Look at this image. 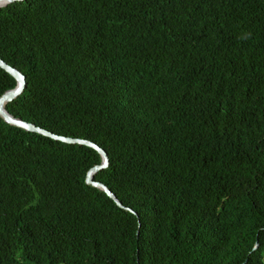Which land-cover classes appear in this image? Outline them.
Listing matches in <instances>:
<instances>
[{
  "label": "trees",
  "instance_id": "obj_1",
  "mask_svg": "<svg viewBox=\"0 0 264 264\" xmlns=\"http://www.w3.org/2000/svg\"><path fill=\"white\" fill-rule=\"evenodd\" d=\"M0 58L8 112L102 147L124 206L97 150L0 116V264H264V0L16 1Z\"/></svg>",
  "mask_w": 264,
  "mask_h": 264
},
{
  "label": "water",
  "instance_id": "obj_2",
  "mask_svg": "<svg viewBox=\"0 0 264 264\" xmlns=\"http://www.w3.org/2000/svg\"><path fill=\"white\" fill-rule=\"evenodd\" d=\"M16 1H22V0H0V7H4L10 3H14ZM0 67L5 69L8 73H10L17 81V85L12 88L7 90L1 97H0V116L9 124L15 125L17 127L23 128L27 131H32V132H37L39 134L51 137L54 140H59L65 143H71V144H82V145H87L89 147L94 148L97 150L101 157H102V162L98 165H95L92 167L86 176V182L94 187H97L101 190H103L109 197H111L118 206L124 208L123 204L121 201L117 198V196L103 183L95 181L94 176L96 173H98L100 170L108 167L109 165V156L107 152L97 145L94 142H91L86 139H79V138H72V137H66V136H61L52 133L51 131H48L44 128H41L33 123H29L27 121H24L21 118H16L12 114L8 112L6 109V104L12 102L15 100L18 96H20L25 87H26V77L25 75L18 70L17 68H14L10 66L8 63H6L3 59L0 58ZM259 246V243H256V246L254 249H257Z\"/></svg>",
  "mask_w": 264,
  "mask_h": 264
}]
</instances>
